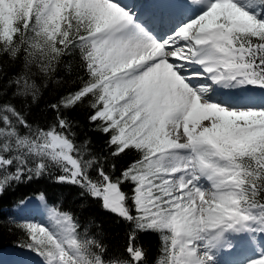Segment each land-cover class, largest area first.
I'll use <instances>...</instances> for the list:
<instances>
[{
    "label": "snow or ice",
    "instance_id": "obj_1",
    "mask_svg": "<svg viewBox=\"0 0 264 264\" xmlns=\"http://www.w3.org/2000/svg\"><path fill=\"white\" fill-rule=\"evenodd\" d=\"M77 51L78 90L34 128L25 105L39 79ZM5 61L15 67H0V198L55 168L58 184L130 226L123 247L105 248L40 192L16 207L38 201L50 224L26 223L19 247L45 264H152L136 243L151 233L156 264H264V97L212 99L217 86L264 90V0H0ZM85 98L87 119L109 134L107 166L66 118Z\"/></svg>",
    "mask_w": 264,
    "mask_h": 264
},
{
    "label": "trees",
    "instance_id": "obj_2",
    "mask_svg": "<svg viewBox=\"0 0 264 264\" xmlns=\"http://www.w3.org/2000/svg\"><path fill=\"white\" fill-rule=\"evenodd\" d=\"M0 67L11 70L15 66L10 61H5ZM83 76L82 59L77 51L62 57L60 63L57 64L56 71L51 74L50 78L45 80L41 77L39 79L38 83L42 86L38 99L35 103L25 105V113L34 122V128L45 127L54 123L55 113L50 105L57 103L69 92L78 90ZM90 105L91 100L85 98V103L74 108L69 115L66 114V118L72 121L73 139L76 143L86 146L91 157L104 161L105 166H107L113 162V158L108 155L110 152L107 144L109 134L103 133L100 128L94 126L87 119L91 112ZM63 111L65 110L62 109ZM132 158L129 156L120 160V166H126ZM93 170L94 168L89 169L90 173ZM59 174H61L59 169L54 168L48 175L39 180L16 185L15 188L7 191L4 197L0 198V248L11 246L27 250L19 247L27 238L25 229L10 220L12 216L9 214V207L16 205L18 201L24 200L26 197L37 196L40 192L45 193L50 202H57L54 205L50 204V207L63 208L66 205L74 210L89 237L96 239L105 248L123 247L130 226L107 213L98 202L80 196L77 188L71 185L58 184L56 176ZM136 243L138 247L142 246L149 252L150 261L152 264H156V260L159 259L158 236L145 233Z\"/></svg>",
    "mask_w": 264,
    "mask_h": 264
},
{
    "label": "bare ground",
    "instance_id": "obj_3",
    "mask_svg": "<svg viewBox=\"0 0 264 264\" xmlns=\"http://www.w3.org/2000/svg\"><path fill=\"white\" fill-rule=\"evenodd\" d=\"M120 3L123 6H128L129 0H121ZM184 20L186 19H183L181 22H183ZM161 37H165V39H167L166 32L162 31V32L157 33V38L159 39ZM215 93H217V95L221 97L220 100H216L217 102L222 103L224 105L232 104L234 107L236 106L243 107L246 104H248L249 101L253 99H259L261 97H264V92H259V91L256 92L250 89V87L249 88L246 87V88L222 89L219 86H217L215 88L214 94ZM228 93H232V95H228ZM212 99L215 100L214 95ZM33 217H35L34 220H38L39 214L36 213V215H33ZM19 258L23 260H20V261L16 260ZM25 258H29V257L28 256L19 257L17 255L16 257L15 256L11 257L9 255V251H5V252L0 253V264H36L35 261L29 262ZM6 259H11V260L7 261Z\"/></svg>",
    "mask_w": 264,
    "mask_h": 264
},
{
    "label": "rangeland",
    "instance_id": "obj_4",
    "mask_svg": "<svg viewBox=\"0 0 264 264\" xmlns=\"http://www.w3.org/2000/svg\"><path fill=\"white\" fill-rule=\"evenodd\" d=\"M121 0H119V2H120ZM123 6V5H122ZM203 11V9H199V10H194L193 12L195 13L194 15H190L188 18L189 19H195V17L197 16V15H199V14H201V12ZM183 22H187V19L186 20H184ZM159 39H165V37H161V38H159ZM249 88V87H248ZM250 89H252V90H254L252 87H250ZM255 90H258V89H255ZM254 90V91H255ZM256 92H258V91H256ZM259 92H264V91H259ZM35 196H29V198L28 199H26V200H31L32 198H34ZM38 205H39V202L38 201H33V203L31 204V206L30 207H21V208H19V209H17L16 210V208L14 209V212H13V215H14V217L16 218H18V220H21L22 221V223H20V225L22 226V227H24V225L26 224V223H28V222H31V223H38V224H40V225H42V226H49L48 224H50V221H49V219H48V216L45 214V213H43V212H41V211H39V209H38ZM37 210V211H35L34 212V210ZM12 213V212H11ZM36 213H38L39 214V218H38V220H34V218L35 217H33V215H36ZM12 222H13V220L12 219H10ZM14 222H15V220H14ZM4 249V248H3ZM2 249V250H3ZM8 249V251H9V255L12 257H16V255L17 256H19V257H23V256H28L29 258H25L26 260H28L29 262H32V261H35L36 262V264H45V262L38 256V255H36V254H31V255H35V257L34 256H29V255H27V254H24V253H21L18 249L16 250V248H6V249H4L3 251H5V250H7ZM34 259H36V260H34ZM10 260V259H9ZM16 260H18V261H20V260H23V259H16Z\"/></svg>",
    "mask_w": 264,
    "mask_h": 264
}]
</instances>
